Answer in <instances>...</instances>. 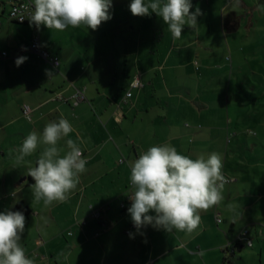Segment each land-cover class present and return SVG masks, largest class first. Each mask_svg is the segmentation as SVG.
<instances>
[{
	"label": "crops",
	"instance_id": "0c3cea01",
	"mask_svg": "<svg viewBox=\"0 0 264 264\" xmlns=\"http://www.w3.org/2000/svg\"><path fill=\"white\" fill-rule=\"evenodd\" d=\"M130 3L112 0V18L95 31L41 25L54 67L29 50L35 27L9 20L11 2L0 0V212L29 207L20 244L34 264H264V0H191L202 14L179 39L155 13L133 16ZM135 77L142 86L127 99ZM77 89L86 100L74 106ZM61 117L74 131L59 146L79 143L87 171L65 202L45 207L27 175L44 145L19 163L16 150ZM162 144L223 157L224 198L200 212L192 234L137 230L127 211L132 163ZM244 229L253 246L231 256Z\"/></svg>",
	"mask_w": 264,
	"mask_h": 264
},
{
	"label": "clouds",
	"instance_id": "9594fccd",
	"mask_svg": "<svg viewBox=\"0 0 264 264\" xmlns=\"http://www.w3.org/2000/svg\"><path fill=\"white\" fill-rule=\"evenodd\" d=\"M32 3L30 24L43 25L49 30L84 26L95 31L112 18V0H32ZM191 8V0H131L129 5L133 16L155 13L161 17L173 39L181 37L185 25L198 26L201 10L191 12ZM26 59L18 57L16 66ZM73 131L70 122L61 117L48 122L42 134L30 132L16 150L19 163L44 145L36 166L29 168L27 175L34 181L30 186L33 200L43 201L45 207L53 202H65L79 184L80 174L87 171L88 160L79 143L66 139L67 151L59 146V141ZM222 168L223 157L217 152L193 159L170 144L149 147L131 165L134 191L129 196L131 206L127 211L135 228L151 225L170 233H194L202 223L200 212L224 198L227 181ZM24 230L23 212H0V264H34L20 244Z\"/></svg>",
	"mask_w": 264,
	"mask_h": 264
},
{
	"label": "built area",
	"instance_id": "2783aa9c",
	"mask_svg": "<svg viewBox=\"0 0 264 264\" xmlns=\"http://www.w3.org/2000/svg\"><path fill=\"white\" fill-rule=\"evenodd\" d=\"M11 4H10V9H9V13H8V18L11 21H14L16 23L19 24H30L29 21V17L31 15V13L33 12L34 8H33V3L32 0H10ZM1 24V21H0ZM35 27V33L32 39V42L29 46V50L33 53L38 54L39 56H41L44 60H46L47 62H49L50 64H52L54 67H58L60 65V58L57 55H53L51 54L48 50L44 49L42 46V42H41V35H40V26L37 27L34 24H31ZM3 56H7L8 53L7 52H3L2 53ZM142 86V82L140 80L139 77H135L130 84V91L127 92L126 94V98L129 99L133 96V89L136 88H140ZM62 98V97H60ZM73 99V105L77 106L79 105L81 102L86 100V95L84 90L82 89H77L76 93L73 95L72 97ZM23 112L24 114L30 118V113H31V109L28 106H24L23 108ZM84 154V152H83ZM85 156V154H84ZM226 181L228 182L229 179L225 178ZM130 186H132L130 184ZM102 216V212L97 210L94 211L92 213V217L94 218H100ZM217 221L219 223H221L223 220L221 218V213H217L216 215ZM87 224V220L83 219L79 222V225L84 226ZM70 234H72V232H70ZM237 245H244V246H249L252 247L253 246V241L250 238V234H249V230L248 229H244L239 236L237 237L236 240V244L233 246H230L228 248V253L232 256L237 252ZM153 264V263H151Z\"/></svg>",
	"mask_w": 264,
	"mask_h": 264
},
{
	"label": "trees",
	"instance_id": "16d2710c",
	"mask_svg": "<svg viewBox=\"0 0 264 264\" xmlns=\"http://www.w3.org/2000/svg\"><path fill=\"white\" fill-rule=\"evenodd\" d=\"M31 181L34 182L32 180V178H31ZM14 211H21V212H23V214H24L25 217L28 216L30 214V212H31L30 209H29V207L23 205L22 203L17 204L16 207H15V209H14ZM239 246L240 245H237V247H239Z\"/></svg>",
	"mask_w": 264,
	"mask_h": 264
}]
</instances>
